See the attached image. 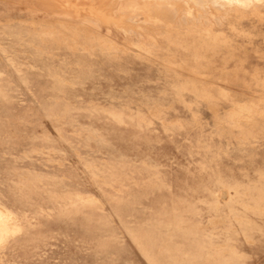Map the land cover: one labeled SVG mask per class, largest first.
Here are the masks:
<instances>
[{
    "label": "rangeland",
    "instance_id": "374dc122",
    "mask_svg": "<svg viewBox=\"0 0 264 264\" xmlns=\"http://www.w3.org/2000/svg\"><path fill=\"white\" fill-rule=\"evenodd\" d=\"M11 1L0 264H264V209L229 207L264 184V0Z\"/></svg>",
    "mask_w": 264,
    "mask_h": 264
},
{
    "label": "bare ground",
    "instance_id": "6f19581e",
    "mask_svg": "<svg viewBox=\"0 0 264 264\" xmlns=\"http://www.w3.org/2000/svg\"><path fill=\"white\" fill-rule=\"evenodd\" d=\"M149 1H151V0H126V7L127 8H130L133 12H137L138 13V11L139 10H143L144 8H146L145 6H144V8L143 9H141L143 6V3L144 2H149ZM157 3V7H159V6H162L164 3H166V4H171L172 2H175V0H155ZM196 1V0H195ZM142 3V4H141ZM198 3V2H197ZM165 6V5H164ZM163 6V7H164ZM220 6V5H219ZM162 7V8H163ZM262 7V6H261ZM173 8V7H172ZM254 8V7H253ZM146 10V12L147 11H149L148 9H145ZM159 10V9H158ZM168 10V9H167ZM173 10H174V8H173ZM258 10V9H257ZM154 11V10H153ZM153 11H149L150 13L151 12H153ZM166 11V10H165ZM145 12V13H146ZM148 12V13H149ZM175 12V11H174ZM243 12V11H242ZM254 12V11H253ZM96 13V15L98 16V18H99V20L98 21H100V19L101 20H103L104 22L105 21H107L108 20V18L109 17H107V16H105L104 15V13H100V12H98V11H96L95 12ZM142 13V12H141ZM116 15V14H115ZM119 15H121V13L119 14ZM147 15V14H146ZM151 15V14H150ZM154 14L152 13V16H153ZM157 15V14H156ZM148 16H149V14H148ZM165 16H167V15H165ZM171 16V15H170ZM184 18L187 20V19H189L191 16V21L192 20H194L195 18H196V16L194 15V12L189 8V5H188V8H185V13H184ZM120 17V16H119ZM162 18V17H161ZM174 18V17H173ZM154 19V20H153ZM159 18H154V16L152 17V19L151 20H153V25H155V23L157 22V20H158ZM172 19V18H171ZM150 20V19H149ZM150 20V21H151ZM169 20V19H168ZM184 20V19H183ZM196 20V19H195ZM159 21V20H158ZM207 21V20H206ZM162 23H163V21H161ZM172 22V21H171ZM201 22V21H200ZM199 22V23H200ZM161 23V24H162ZM205 23V22H204ZM160 24V23H159ZM208 24V26L209 27H202L203 29L202 30H204V31H206L207 32V35H208V33L210 34V33H212V28H211V26H210V23L208 22L207 23ZM172 25V24H171ZM219 25V24H218ZM166 26V25H165ZM172 27V26H171ZM149 28V27H148ZM236 28V27H235ZM12 29V28H11ZM172 29V28H171ZM151 30V29H150ZM201 31V30H200ZM13 32V31H12ZM11 32V33H12ZM9 33H10V31H9ZM202 34H203V31H202ZM198 35V34H197ZM29 39H30V37H29ZM28 40V39H27ZM16 44V43H15ZM209 44V43H208ZM208 44H207V46H208ZM36 45V44H35ZM213 45V44H212ZM212 45H209V47H207V48H211L212 47ZM7 50V49H6ZM5 50V51H6ZM12 50V49H11ZM14 52V51H13ZM16 53V52H15ZM207 53H209V52H207ZM24 55V54H23ZM206 56V55H205ZM14 57V56H13ZM31 57V56H30ZM9 59V58H8ZM38 59V58H37ZM26 60V59H25ZM205 60V59H204ZM208 61V60H207ZM12 62V61H11ZM22 62V61H21ZM43 62V61H42ZM39 63V62H38ZM194 65H195V63H194ZM29 66V65H28ZM41 66V65H40ZM25 67V66H24ZM20 70V69H19ZM65 78H67V77H65ZM181 83V82H180ZM190 84V83H189ZM192 85V84H191ZM189 88V87H188ZM193 89V88H192ZM182 92H183V90H182ZM187 92V91H186ZM204 92V91H203ZM202 93V92H201ZM203 96V95H202ZM205 96V95H204ZM243 110H246L245 108H243ZM242 110V111H243ZM241 111V112H242ZM242 114V113H241ZM240 114V116H242ZM239 117V116H238ZM230 118V117H229ZM17 121V120H16ZM26 126V125H25ZM201 144V143H200ZM206 145V144H205ZM205 145H203V146H205ZM200 146H202V145H200ZM207 147V146H206ZM3 158H5V157H3ZM29 168V167H28ZM23 169V168H22ZM263 169V168H262ZM205 172V171H204ZM259 176L257 175V178H258ZM20 178V177H19ZM253 178V177H252ZM231 179V178H230ZM19 180V179H18ZM220 180V178H218L217 179V181L218 182H220L219 181ZM255 180V179H254ZM262 181V180H261ZM248 182V181H247ZM259 182V181H258ZM21 183V182H20ZM26 183V182H25ZM28 183V182H27ZM259 184V183H258ZM262 185V184H261ZM29 186V185H28ZM26 188V187H25ZM34 188V187H33ZM230 188H234L235 189V191H234V193H235V197H233L232 196V198H231V201H230V208H231V211H234L235 210V208H232V206H234L235 205V203L237 204H240L241 205V208H242V210H245V211H241L242 213H246V216H240L242 219H241V223H242V225H243V228L246 230H248L249 228L250 229H252V228H258V229H260L259 227H258V225L257 224H259V223H256V219L254 220H251L248 216H247V212H246V210H248V208L249 209H255L257 212H256V214L259 212V213H261L262 211L261 210H263L264 209V184L262 185V186H260V185H257V184H255V183H246V184H237V189H236V187H234V186H232V187H230ZM229 188V189H230ZM208 191L209 192H211V193H213L214 192V189H211V188H209L208 189ZM12 192V191H11ZM30 192V191H29ZM216 193V192H215ZM2 194V193H1ZM40 195V194H39ZM234 195V194H233ZM14 196V195H13ZM37 196V195H36ZM40 198V197H39ZM78 198V197H77ZM7 199V198H6ZM10 199V198H9ZM57 199V198H56ZM237 199V200H236ZM45 200V199H44ZM69 200V199H68ZM59 201V200H58ZM84 201V200H83ZM2 202V201H1ZM33 202V201H32ZM11 203V202H10ZM40 203V202H39ZM14 204V203H13ZM83 204V203H82ZM218 204H219V202H217V207H218ZM47 205V204H46ZM58 205V204H57ZM239 205V206H240ZM216 206V205H215ZM238 206V207H239ZM2 207H4V206H2ZM1 206H0V221L1 222H6L7 223V234L4 236V237H2V240H4V242H5V240L6 241H8L7 240V238L9 237L10 238V236H11V234H15L16 232H18L19 230H21V228L19 227V225H18V223L17 224H15L13 221H12V216H11V213L8 211V209L6 210V209H4V208H2ZM80 207V206H79ZM6 208V207H5ZM41 208V207H40ZM39 208V209H40ZM76 208V207H75ZM43 210H45V209H43ZM261 211V212H260ZM14 212V211H13ZM74 212V211H73ZM52 214V213H51ZM79 213H77V215H78ZM262 214V213H261ZM264 214V213H263ZM13 215H16V214H14L13 213ZM50 215V214H49ZM58 215V214H57ZM54 216V215H53ZM261 216V215H260ZM17 217V216H16ZM15 217V218H16ZM261 218V217H260ZM263 219V218H262ZM13 220H14V218H13ZM75 220V219H74ZM257 220H260V219H257ZM37 221V220H36ZM50 221V220H49ZM262 221V220H261ZM25 222V221H24ZM51 222V221H50ZM263 222V221H262ZM22 224V223H21ZM50 224V223H49ZM58 225V224H57ZM257 226V227H256ZM264 226V225H263ZM33 227H35V226H33ZM73 227V226H72ZM249 227V228H248ZM262 227V226H261ZM26 228V227H25ZM28 228V227H27ZM81 228V227H80ZM69 229V228H68ZM82 229V228H81ZM243 229V230H244ZM51 230V229H50ZM25 231V230H24ZM28 231V230H27ZM32 231V230H31ZM255 231V230H254ZM20 232V231H19ZM23 232V231H22ZM250 232V231H249ZM263 232H264V230H263ZM29 233V232H28ZM251 233V232H250ZM16 235H18V234H16ZM20 235V234H19ZM32 235V234H31ZM251 235V234H250ZM258 235V234H257ZM15 236V235H14ZM24 236V235H23ZM247 236V235H246ZM259 236H261L262 237V235H259ZM13 237V236H12ZM26 237V236H25ZM64 237V236H63ZM247 237H249V235L247 236ZM251 237H252V235H251ZM263 237H264V235H263ZM262 237V238H263ZM4 238V239H3ZM30 238V237H29ZM250 238V237H249ZM257 238V237H256ZM251 239H253V237L251 238ZM251 239H249V240H251ZM261 239V238H260ZM63 241V240H62ZM258 241H260V240H258ZM18 242H20V240L18 241ZM263 242V241H262ZM12 243V242H11ZM21 243V242H20ZM19 243V244H20ZM27 243V242H26ZM18 244V243H17ZM13 245H15L16 246V244H13ZM21 245V244H20ZM27 245V244H26ZM42 245V244H41ZM44 245V244H43ZM22 246V245H21ZM15 248V247H14ZM18 248V247H17ZM24 248V247H23ZM71 250V249H70ZM16 251V250H15ZM25 254V253H24ZM11 255H12V253H11ZM45 255V254H44ZM9 257V256H8ZM12 257V256H11ZM24 257V256H23ZM10 259V258H9ZM14 259V258H13ZM12 260V259H11ZM53 260V259H52ZM14 262V261H13Z\"/></svg>",
    "mask_w": 264,
    "mask_h": 264
},
{
    "label": "crops",
    "instance_id": "0c3cea01",
    "mask_svg": "<svg viewBox=\"0 0 264 264\" xmlns=\"http://www.w3.org/2000/svg\"><path fill=\"white\" fill-rule=\"evenodd\" d=\"M9 10H11V12L13 13V11H15V10L17 11L18 9L15 5L12 4L11 0H0V11H2L5 14H8V13H10Z\"/></svg>",
    "mask_w": 264,
    "mask_h": 264
},
{
    "label": "snow or ice",
    "instance_id": "6c2138e0",
    "mask_svg": "<svg viewBox=\"0 0 264 264\" xmlns=\"http://www.w3.org/2000/svg\"><path fill=\"white\" fill-rule=\"evenodd\" d=\"M4 241L2 239H0V244H2Z\"/></svg>",
    "mask_w": 264,
    "mask_h": 264
}]
</instances>
